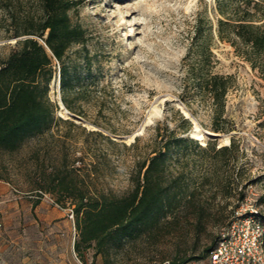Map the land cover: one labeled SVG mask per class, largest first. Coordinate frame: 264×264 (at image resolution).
<instances>
[{
	"label": "rangeland",
	"instance_id": "obj_1",
	"mask_svg": "<svg viewBox=\"0 0 264 264\" xmlns=\"http://www.w3.org/2000/svg\"><path fill=\"white\" fill-rule=\"evenodd\" d=\"M39 4L0 0V59L16 48L15 33L25 29V18L37 15ZM200 11L214 28L215 0H82L70 10L71 22L85 33L67 51L70 107L62 102L53 58L48 127L16 150H0V264H171L189 257L194 260L188 263L205 264L198 257L242 199L252 200L264 221V78L214 33V70L234 78L225 108L231 130L214 132L209 111L196 103L195 117L180 97L183 57ZM178 110L193 116L189 135L198 129L202 146L209 139L216 147L228 144L234 135L237 148L223 156L192 147L180 162L173 157L169 168L181 177L183 194L194 193L192 202L160 228L112 247L106 261L93 247L79 256L70 199L57 202L56 192L35 188H51L55 175L70 178L76 169L77 182L89 193L127 192L157 129L179 126Z\"/></svg>",
	"mask_w": 264,
	"mask_h": 264
},
{
	"label": "trees",
	"instance_id": "obj_2",
	"mask_svg": "<svg viewBox=\"0 0 264 264\" xmlns=\"http://www.w3.org/2000/svg\"><path fill=\"white\" fill-rule=\"evenodd\" d=\"M81 1L39 0L40 11L25 18V29L15 33L20 37L16 48L5 59H0V150H16L25 138L48 127L52 107L47 93L54 73L53 58L59 65L62 102L70 107L68 91L73 77L67 51L72 44L82 42L85 33L80 25L71 22L69 12ZM215 11L214 28L205 11L197 13L191 41L183 57L180 97L195 117H198L196 103L209 111L214 132H229L226 96L234 85V78L214 70L212 39L216 33L220 40L229 42L264 78V2L215 0ZM179 118L178 127L172 128L166 123L163 131L157 129L150 155L139 164L131 176V188L123 194L97 190L89 193L77 182L76 169H72L74 175L70 178L62 173L55 175L50 180L51 188H35L56 192L57 202L70 199L78 233L74 249L79 256L82 257L84 248L93 247L106 261L112 247L122 246L144 231L160 228L162 221L170 222L169 218L175 217L182 204L192 202L194 193L184 195L181 177L173 176L169 168L173 157L180 162V156L192 147L202 152L213 150L223 156L237 148L234 135L228 144L216 147L215 140L209 139L202 146L189 135L192 119L182 112ZM0 179H3L1 170ZM240 197L243 198V194ZM37 203L35 200L34 204ZM218 236L199 259L208 258ZM191 260L194 259L173 260L171 264H187Z\"/></svg>",
	"mask_w": 264,
	"mask_h": 264
},
{
	"label": "built area",
	"instance_id": "obj_3",
	"mask_svg": "<svg viewBox=\"0 0 264 264\" xmlns=\"http://www.w3.org/2000/svg\"><path fill=\"white\" fill-rule=\"evenodd\" d=\"M259 214L252 200L242 199L231 220L221 228L205 264H264V222Z\"/></svg>",
	"mask_w": 264,
	"mask_h": 264
},
{
	"label": "bare ground",
	"instance_id": "obj_4",
	"mask_svg": "<svg viewBox=\"0 0 264 264\" xmlns=\"http://www.w3.org/2000/svg\"><path fill=\"white\" fill-rule=\"evenodd\" d=\"M192 136H194L197 139H203L202 133L198 129L192 132Z\"/></svg>",
	"mask_w": 264,
	"mask_h": 264
},
{
	"label": "water",
	"instance_id": "obj_5",
	"mask_svg": "<svg viewBox=\"0 0 264 264\" xmlns=\"http://www.w3.org/2000/svg\"><path fill=\"white\" fill-rule=\"evenodd\" d=\"M186 117H188V118H191L192 119V115L189 113V112H186V113H183ZM209 135H212V136H216V134L215 133H208Z\"/></svg>",
	"mask_w": 264,
	"mask_h": 264
}]
</instances>
